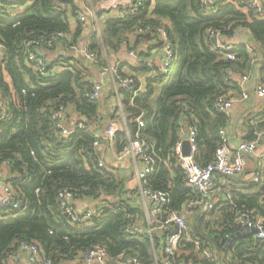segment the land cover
<instances>
[{
  "label": "trees",
  "instance_id": "trees-1",
  "mask_svg": "<svg viewBox=\"0 0 264 264\" xmlns=\"http://www.w3.org/2000/svg\"><path fill=\"white\" fill-rule=\"evenodd\" d=\"M140 1L138 9L123 17L98 20L99 33L91 29L86 41L87 51L96 55L95 63L89 65L70 49L83 39V25L77 20L73 2L0 0V109L6 112L0 120V166L7 167L10 180L6 184L20 201L13 213L0 210V264H6L21 243H35L43 264H66L94 247L103 248L111 264L119 262L120 256L124 261L135 258L139 264H153V249L159 252L164 233L154 231L151 243L145 234L127 232L143 218L133 198L136 190H125L116 170L98 166L103 159L99 151L94 152L95 133H104L109 121L123 118L131 140L139 133L153 150L155 163L146 186L166 194L169 200L161 208L160 218L199 198L186 186L174 148L181 130L194 127V162L204 167L214 161L221 143L219 131L228 124L227 115L214 109V102L237 89L232 74L257 70L252 67L248 47L259 52L260 71H264V18L243 0H215L207 5L202 0ZM16 9L19 11L12 15ZM157 28H163L173 44L175 56L169 75L147 79L144 91L137 94L136 87L119 91L121 110L116 106L108 110L110 99H114L111 88L107 95L102 91L97 101L89 100L94 84L90 68L98 71L106 65V57L110 59L122 49L136 52L141 62L130 67V74L142 76L149 71L142 61L153 48L149 45L151 29ZM238 29L248 32L251 40L245 46H235L233 59L228 60L211 46L208 32L232 37ZM54 33L66 38L50 47L41 45V56L55 51L57 45L66 54L50 61L46 57L48 75L40 77L27 61L24 42ZM124 66L128 65L118 66L122 74L126 73ZM61 106L67 109V120L84 117L93 131L75 130L67 138L58 137L51 114ZM138 118L142 128L137 125ZM120 128L111 145L119 154L129 142ZM98 140L100 146H108ZM61 192L93 203V216L84 223L73 222L60 209ZM115 206L120 211H113ZM237 210L240 208L232 209L219 224L213 221L214 225L206 220V213L196 215L191 225L186 219L188 236L198 241L201 249L216 251L219 264H264V241L252 236L237 238L223 251L227 239L237 231ZM179 251L176 259L180 262L213 264L192 242L183 240Z\"/></svg>",
  "mask_w": 264,
  "mask_h": 264
},
{
  "label": "built area",
  "instance_id": "built-area-1",
  "mask_svg": "<svg viewBox=\"0 0 264 264\" xmlns=\"http://www.w3.org/2000/svg\"><path fill=\"white\" fill-rule=\"evenodd\" d=\"M75 2L77 0H68ZM204 5H207V0H202ZM244 5L250 6L257 15L261 16L263 9L261 3L258 0H243ZM141 1L135 0H123L121 2H114L109 4L108 9L118 10L112 15L115 17H123L130 12L135 11L140 6ZM2 5L0 3V11ZM120 9V10H119ZM99 11L94 9L90 10L87 15H77V20L86 26L91 25L96 32L99 33V21H98ZM15 15V13H13ZM90 19V22H87ZM149 31V29H148ZM152 37L157 36L161 41V53L162 62L160 66H156L154 60L145 59L142 62L147 64L149 71L142 76L132 75L130 73L122 74L119 72L118 66H113L111 64H106L99 68V81L95 82L92 87V91L88 98L91 101H97L105 87V85H113L115 94V104L116 107L121 110V103L119 97V91L122 89L130 90L131 88H137L135 94L144 91V84L147 79H155L158 77H164L169 75L172 62L174 60V49L172 42L167 38L165 30L163 28L151 29ZM139 33H143V30H139ZM89 34V33H88ZM66 35L62 33H54L47 38H38L35 40H27L24 42L25 51L27 55V61L32 66L34 71L38 73L40 77H46L47 67L49 65L46 57L36 54V50H40L39 47L44 45L50 47L52 43L57 40L65 39ZM208 41L211 46L221 53H224L225 58L228 60L233 59L231 51L233 46L226 45L222 42V35L215 30H209ZM0 49L2 46L0 44ZM70 49L75 53V55H82L85 62L88 64L95 63L96 55L90 53L87 49L80 47H70ZM127 56L129 58H136L137 53L126 50ZM139 63L140 60H138ZM128 65V63H127ZM256 96L264 101V83L260 84L256 88ZM248 96L243 95L246 99ZM233 104L232 99H228L225 96L218 97L214 102V109L227 113ZM6 116L4 109H0V120ZM67 109L63 106L59 107L56 111L51 114V120L54 122V130L58 137L67 138L75 130H82L86 133L92 132V128L83 121L84 117H80V120L72 119L68 122ZM123 119V118H122ZM124 121V120H123ZM138 127H143V122L141 119L136 120ZM121 129L120 124L111 121L105 128L103 136L95 133L96 141L93 143L94 152L97 151L100 141L99 138L106 143L111 148L114 141L116 132ZM124 131L128 137V145L123 148L120 152L122 157H129L135 163H140L141 168L136 171L137 187L135 196L138 198V202L142 207L146 227L140 229L139 226L129 227L127 232L131 234H145L153 242L154 231L163 232V238L161 240V248L159 254L153 249V264H185L176 259V255L180 253L179 248L183 240L191 242L188 236V226L186 224L184 215L182 212L170 211L165 218H160L161 208L169 203L166 194L155 191L151 186H146L147 177L153 172V164L155 160L153 158V150L148 147L145 141L141 140L139 133L135 134L134 140H131L129 132L125 125ZM184 135H188L187 141L190 145V155L182 156L181 141L184 139ZM220 136V146L217 147L214 155V161L207 164L204 167L197 165L194 162V153L196 151V130L194 127H187L182 129L180 132V141L176 144L174 151L177 156L178 164L184 173L185 184L187 187L191 188L199 197V202L195 204H201L203 209H207L208 205L206 200L210 197L211 192L216 186V182L221 178L232 177L234 175L240 174L244 169V156H252L256 152L257 144L259 139H254L249 142H239L236 148L233 150L230 147V138L227 135L225 129L219 131ZM264 136V132L259 135V138ZM100 168H107L103 161L98 163ZM72 198L67 192H61L58 195V202L60 204V209L76 223H84L93 216V210L91 208L77 210L72 204L68 203V200ZM73 199V198H72ZM20 207V201L17 197L15 190L9 184H4L0 189V210H5L8 213H13L17 211ZM113 211H120L118 207H112ZM235 221L239 223L241 227L245 230L257 229L255 238L264 241V217H258L255 213L248 210H237L235 212ZM197 247V251L200 252L206 259H208L213 264H219L215 256L208 250L201 249L198 242H194ZM153 248V246H152ZM18 252H23L27 255V264H43V260L40 255L38 246L35 243H21ZM161 255V259L158 258ZM120 256L118 258L119 262L114 264H139L135 258H130L127 261L122 259ZM83 260L86 264H90L93 261L99 264H111L108 261V256L106 251L101 247H94L90 249L85 254H83Z\"/></svg>",
  "mask_w": 264,
  "mask_h": 264
},
{
  "label": "crops",
  "instance_id": "crops-1",
  "mask_svg": "<svg viewBox=\"0 0 264 264\" xmlns=\"http://www.w3.org/2000/svg\"><path fill=\"white\" fill-rule=\"evenodd\" d=\"M123 0H100L96 5H92L90 1H87L85 5L83 0H77L73 4L77 7V15H87L88 12L94 8L98 13V20H102L105 16H112L118 8L115 10L108 9L109 4L114 2H121ZM215 0H207V3ZM261 3L263 13L261 15L264 18V0H258ZM19 9H16L13 13L17 14ZM12 14V13H11ZM14 15V14H12ZM72 22H75L71 19ZM163 22V20H162ZM93 29L91 25H83L82 32V42H80V48H84L87 41L89 32ZM246 36V41L243 42L242 37ZM251 36L248 32L243 29H238L234 36L226 37L222 36V42L226 45L235 46H245L250 43ZM155 43V44H153ZM149 45L152 48L149 55L146 59L154 60L156 66H160L162 62V53H161V41L157 36H153L152 40L149 42ZM86 48V47H85ZM252 58V67L254 66L255 70L252 73H246L244 75L232 74L231 80L235 84V90H230L227 93V98L233 100L231 108L228 110L227 115L228 124L225 127L228 137L230 138V147L234 150L239 142H249L254 139H259L256 152L252 156H244V169L243 171L232 177L221 178L216 182L214 190L211 192L210 197L206 200L208 205L207 209H203L201 204H195L199 202V198L191 203H189L185 208H182L178 212H182L187 220H193L196 215L201 213H206V220L209 221L211 225L213 221H216L218 224L222 217L226 214H229L231 210L240 208V210H248L255 213L258 217H264V136L259 138V135L264 132V101L259 99L256 96V88L258 85L264 83V71H260L261 61L259 52H254L251 48H247ZM40 51V50H39ZM2 50L0 49V53ZM45 53V52H44ZM2 54V53H1ZM41 54V53H40ZM47 59L53 60L59 56L65 55L66 52L63 47L59 45L56 46L55 51L46 52ZM124 66L123 71L126 73L131 72L130 67L137 65L138 58H129L124 49L119 51L117 54H112L110 56V64L113 66L127 65ZM99 81V71L94 77L93 82ZM108 88L114 90L113 85H105L102 95H107L106 91ZM243 95H247L246 99L243 98ZM104 99V96L103 98ZM115 94L114 99H110L109 108L115 107ZM70 122V120H68ZM111 121L108 122V124ZM106 125V127L108 126ZM100 136H103L102 132H97ZM183 141V140H182ZM181 141V143H182ZM108 145V143H106ZM182 149V148H181ZM97 151H99L100 157L103 159V162L108 167V169L116 170L119 177L123 179V186L125 190L134 191L137 187V178L136 171L141 168L140 163H135L129 157H122L119 153L115 152L110 146L99 145ZM10 180L9 171L6 166H0V189L1 186L6 184ZM133 198H136L135 193ZM134 200V199H133ZM69 201V200H68ZM138 202V201H137ZM69 203V202H68ZM139 203V202H138ZM77 210H83L91 208L94 205L89 201L74 200L70 203ZM142 211V222H136L133 226H139L140 229L146 227L145 217L141 205L139 204ZM236 222V221H235ZM239 223H237L238 226ZM132 227V226H131ZM189 228V227H188ZM239 231L237 227L236 233ZM244 232L248 230L243 229ZM189 235V234H188ZM234 235V234H233ZM256 233H251L249 235H243L240 237H255ZM190 237V236H189ZM239 238V237H238ZM192 243L198 241H191ZM230 247V246H229ZM225 248V246H224ZM207 250V249H205ZM226 249H223L225 251ZM210 251V250H208ZM214 256L218 257L216 251H210ZM186 255H189V251L185 252ZM159 254V252H158ZM185 264H191L190 261H182ZM6 264H27V255L23 252H18L7 259ZM66 264H86L84 260L75 258L72 261L66 262ZM90 264H99L96 261H93Z\"/></svg>",
  "mask_w": 264,
  "mask_h": 264
},
{
  "label": "water",
  "instance_id": "water-1",
  "mask_svg": "<svg viewBox=\"0 0 264 264\" xmlns=\"http://www.w3.org/2000/svg\"><path fill=\"white\" fill-rule=\"evenodd\" d=\"M132 1L135 2V0H132ZM246 38H247L246 36L242 37L243 42L246 41ZM153 44H155V43H153ZM35 52H36L37 55H40V51L39 50H36ZM83 121H86V119L83 118ZM187 137H188V135H184V137H183L184 139H183V141L181 143L182 156H185V157L190 155V145H189V142L187 141ZM68 202L70 204L72 202V198H70ZM238 227H239V231L237 233H235L234 235H231L227 239V242L225 244V248L224 249H228L229 246L232 244V242L234 240H236L238 237L243 236V235L244 236L245 235H249L251 233H256L258 231L257 229L253 228V229L248 230V232H244L243 228L241 227L240 224H238ZM76 258L82 260L83 259V254L78 255Z\"/></svg>",
  "mask_w": 264,
  "mask_h": 264
},
{
  "label": "rangeland",
  "instance_id": "rangeland-1",
  "mask_svg": "<svg viewBox=\"0 0 264 264\" xmlns=\"http://www.w3.org/2000/svg\"><path fill=\"white\" fill-rule=\"evenodd\" d=\"M87 1H90L92 5H96L98 2H100V0H83L84 4L86 5L87 4ZM103 2H105V0H103ZM94 10L96 11V8H94ZM87 22L89 23L90 22V19H87ZM84 43H86V41L84 40ZM84 47H87V44L84 46ZM110 64V59H108L106 57V64ZM90 65V64H89ZM99 71V70H98ZM97 69L91 67L90 68V75L92 76V80H94V77L96 76V74L98 73ZM119 122V121H117ZM120 123V127L124 128L125 127V122L123 121V119H121V121L119 122ZM193 220H188L187 222L191 225ZM188 226V224H187Z\"/></svg>",
  "mask_w": 264,
  "mask_h": 264
}]
</instances>
